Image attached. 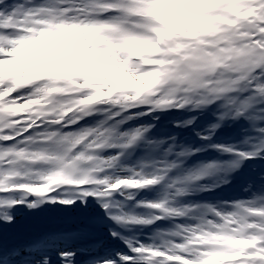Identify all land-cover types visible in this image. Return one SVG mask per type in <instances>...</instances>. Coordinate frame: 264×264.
Here are the masks:
<instances>
[{"label":"snow or ice","instance_id":"obj_1","mask_svg":"<svg viewBox=\"0 0 264 264\" xmlns=\"http://www.w3.org/2000/svg\"><path fill=\"white\" fill-rule=\"evenodd\" d=\"M0 264H264V0H0Z\"/></svg>","mask_w":264,"mask_h":264},{"label":"rangeland","instance_id":"obj_2","mask_svg":"<svg viewBox=\"0 0 264 264\" xmlns=\"http://www.w3.org/2000/svg\"><path fill=\"white\" fill-rule=\"evenodd\" d=\"M230 126H225L223 127L221 130L224 131V136H225V140H223V136L221 135L220 133V130L218 132V138H217V142L218 143H228L229 141H231L230 143H236L239 139V137H237L236 139H232L229 134H228V131L226 130V128H229ZM236 128L238 129L239 128V125L236 126ZM219 155V156H218ZM223 157V158H221ZM219 158H221L220 160L221 161H226L229 159V157L227 155H222L220 153H217L215 151H208V152H205L203 154H201V156L198 158V159H194V160H191L189 161V165H194L195 163H198L200 161H211V160H218ZM149 197H151L152 194H148ZM198 198V197H197Z\"/></svg>","mask_w":264,"mask_h":264}]
</instances>
